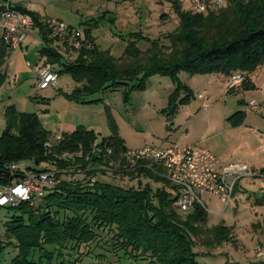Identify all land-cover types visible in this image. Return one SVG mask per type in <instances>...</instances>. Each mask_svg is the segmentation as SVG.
Returning a JSON list of instances; mask_svg holds the SVG:
<instances>
[{"label":"trees","instance_id":"trees-1","mask_svg":"<svg viewBox=\"0 0 264 264\" xmlns=\"http://www.w3.org/2000/svg\"><path fill=\"white\" fill-rule=\"evenodd\" d=\"M169 2L178 19L172 33L156 40L143 38L140 33L130 34L121 56L114 58L95 44L91 29H84L81 46L72 62L63 61L48 46L49 32L44 22L28 12L44 42L39 50L43 64L56 67L58 77L67 75L75 85L70 93L60 95L76 105H88L99 102L91 99L97 94L122 90L127 101L131 91L144 90L150 77L166 76L175 85L168 96L167 110L173 116L191 97V90L178 80L180 73L190 77L212 74L229 77L240 73L244 77L242 91L247 90L248 77L264 65V0H225L222 8L206 14L184 11L177 0ZM138 39H146L148 49L138 50ZM3 55L0 48V64ZM3 83L4 76L0 74V88ZM3 117L0 184L9 183L25 171L46 169L77 168L84 177L80 181L61 180L59 173L58 185L37 205L23 203L5 208L13 213L2 221L0 264H52L62 259L63 251L78 252L79 247L98 245L103 237L112 253L121 252L123 257L145 264H203L194 251L197 239H209L207 244L214 245L231 240L230 227L221 224L207 228L206 211L198 205L189 213H177L173 208L174 188L160 176L162 170L153 163L139 162L134 170L136 176L161 183L167 190H152L147 184L124 188L95 179L97 174L107 173L98 168L107 167L110 162L113 174L132 176L134 172L122 168L128 149L109 115L108 136L100 137L80 126L71 133H61L59 140L51 142L48 148L44 144L53 136L42 127L35 113L17 112L9 105ZM243 118V112H236L227 121L231 127H237ZM107 149L110 154L105 153ZM64 152L81 156L63 160L60 156ZM22 162H31L33 166L20 169L18 165ZM9 164L17 166L15 176L4 171ZM91 178L95 179L93 183ZM255 203L264 208V196ZM7 251L14 256L5 263Z\"/></svg>","mask_w":264,"mask_h":264},{"label":"rangeland","instance_id":"rangeland-1","mask_svg":"<svg viewBox=\"0 0 264 264\" xmlns=\"http://www.w3.org/2000/svg\"><path fill=\"white\" fill-rule=\"evenodd\" d=\"M27 5L41 17L57 19L74 28L82 36L84 29H91L95 44L103 51L117 58L121 56L129 35L140 33L143 38L156 40L172 33L178 19L169 0H10ZM187 10L186 0H177ZM27 39L29 53L40 47V38L35 35ZM57 44V42H56ZM164 44H167L164 41ZM65 61L72 62L77 51L56 45ZM136 47L145 51L149 47L146 39H138ZM221 84L216 74L188 76L178 75L182 85L191 90L187 105L179 106L173 116L168 115V96L175 85L169 77H150L144 90H133L124 100L122 90L103 92L92 97L99 100L88 105H76L57 98L54 88L37 90L31 82L12 84L1 89L0 131L4 128V107L8 102L17 112L37 113L44 128L64 124L65 132H71L82 125L100 137L109 135L107 116L113 121L125 147L131 151L144 148L167 149L171 147L197 146L210 153L223 167L242 165L257 175L264 167V65L248 77V89L240 93L226 92V83ZM73 84L67 75H62L58 86L66 90L65 82ZM243 101L244 104H241ZM253 101L263 108L261 113L252 111L247 104ZM44 111H47L44 113ZM167 111V112H165ZM236 112H243L242 124L231 127L227 118ZM63 127V126H62ZM61 130V131H62ZM31 162H22L18 168L32 167ZM52 167V166H51ZM61 180L80 181L82 170L56 171ZM120 176L111 171L97 174L95 179L103 180L124 188H137L147 184L152 190L165 189L145 177ZM257 177H242L237 182L229 206L224 209L218 201L200 196L207 214V228L224 225L231 228V240L221 245L207 244L209 239L196 240L194 251L203 264H242L264 262V255L257 257L264 244V208L255 202L261 195L257 188ZM11 209L0 208V229L2 221L11 216ZM103 237L98 245L79 247L76 251H63L62 259L52 264H145L144 261L128 259L121 252L112 253ZM14 253H5L8 263Z\"/></svg>","mask_w":264,"mask_h":264},{"label":"built area","instance_id":"built-area-1","mask_svg":"<svg viewBox=\"0 0 264 264\" xmlns=\"http://www.w3.org/2000/svg\"><path fill=\"white\" fill-rule=\"evenodd\" d=\"M187 10L195 14H206L220 9L224 6L225 0H186ZM0 32L1 43L4 48L3 65H7L10 52L19 48L26 39L27 34L33 29L32 17L25 12L15 8L9 0L0 1ZM44 25L49 36L57 44L77 51L81 46L80 34L66 26L59 20L46 18ZM243 75L233 73L226 83V92L240 93ZM58 75L48 64H42L36 72V88L45 90L57 86ZM247 106L254 112L261 113L263 108L255 102L250 101ZM59 137H52L44 144L48 148L51 142H56ZM93 151L95 144H93ZM110 154V150H105ZM80 153L61 154V159L80 158ZM139 162H150L162 170L163 177L174 188L173 208L179 214H186L198 205L205 210L201 200L202 195L218 201L226 209L232 199L233 191L237 182L242 177H257V188L261 196H264V172L257 175L246 170L242 165L223 167L207 151L197 146L171 147L167 149L144 148L142 150H128L124 154L122 168L134 171ZM113 163L107 167L100 166L98 169L110 171ZM78 170V169H77ZM4 171L15 176L18 168L15 164H9ZM55 169L43 171H25L19 177L12 179L7 184H0V208H15L20 204L27 203L30 206L37 205L43 196L53 190L59 183ZM59 172V171H58ZM155 173V172H154ZM94 178L90 179L93 183ZM206 211V210H205ZM257 257L264 255V244L259 248Z\"/></svg>","mask_w":264,"mask_h":264},{"label":"crops","instance_id":"crops-1","mask_svg":"<svg viewBox=\"0 0 264 264\" xmlns=\"http://www.w3.org/2000/svg\"><path fill=\"white\" fill-rule=\"evenodd\" d=\"M0 1H4V0H0ZM10 3L15 8L21 9L22 11H25L26 13L29 12V13H34V14L38 15L42 19L43 22L47 18V17H41L38 13L31 11L27 5L25 6L21 2L10 1ZM0 10H1V7H0ZM70 28H72V27H70ZM72 29H74V28H72ZM34 32H36L35 35H37L40 38V47L33 54H30L29 53V44L27 43V39L34 37L33 36ZM1 36H2V34L0 32V48H3L2 43H1ZM48 41H49L48 46L50 48H52L56 53H58L62 57V55L60 54V52L58 50V47L56 46L57 45L56 42L50 36H48ZM43 46H44V42L42 40V36H41L40 31L38 30V28L33 27V29L27 34L26 39L23 42V44L19 48L10 52V54L8 56V63L5 66L3 65V59L5 56V53H4L3 58L1 60V64H0V74H2L4 76V83L2 84V87L4 86V88H5L6 84H7V86H10V82H12L13 85L15 83L21 84L22 82H24V83L25 82H31L37 91L38 89L36 88V72H37V69L44 63V58L40 57V55H39V50ZM3 50H4V48H3ZM62 60L65 61L63 57H62ZM65 62H67V61H65ZM52 68L54 71H56V67H52ZM254 75H255V72L251 75L252 78ZM218 77H219V81L221 82V84L224 87L226 78L221 76V75H218ZM59 79H61V77H58V81H59ZM58 81H57V86L54 88L57 91V96H56L57 98H62V96L60 95V92L68 94L75 87L74 84H70V82H68V80H67V82L64 83V86L66 87V90H64L58 86ZM2 87L0 88V92H1ZM41 91H43V90H41ZM65 101H67V100H65ZM1 102H2V95L0 93V103ZM69 103H72V102H69ZM72 104H74V103H72ZM241 104H244V103H241ZM9 105H13V104H10V102H8V104L5 105L4 110ZM45 112H47V111H44V113ZM35 114L38 116L37 113H35ZM39 120H40V118H39ZM40 123L42 125L41 120H40ZM80 126L85 128L84 126L79 125V126H76L74 129H72L71 132H73L77 127H80ZM42 127H43V125H42ZM50 128H52V126L46 127L44 129L51 132L53 137H59L61 135V133H71V132L63 131L62 129L66 128V126L64 124H61V123H58L57 125H55V127L53 126V128H55L54 131H51ZM85 129L91 130V129H87V128H85ZM1 132H2V130L0 131V134H1ZM259 170H260V172H264V167L261 166Z\"/></svg>","mask_w":264,"mask_h":264},{"label":"water","instance_id":"water-1","mask_svg":"<svg viewBox=\"0 0 264 264\" xmlns=\"http://www.w3.org/2000/svg\"><path fill=\"white\" fill-rule=\"evenodd\" d=\"M241 103H243V102H241Z\"/></svg>","mask_w":264,"mask_h":264}]
</instances>
